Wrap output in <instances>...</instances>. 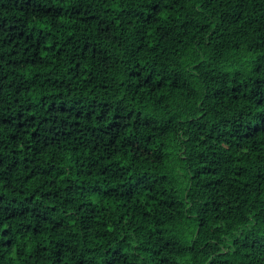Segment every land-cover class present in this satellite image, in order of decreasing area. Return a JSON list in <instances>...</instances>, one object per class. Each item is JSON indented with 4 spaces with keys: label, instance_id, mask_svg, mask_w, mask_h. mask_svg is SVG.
<instances>
[{
    "label": "trees",
    "instance_id": "16d2710c",
    "mask_svg": "<svg viewBox=\"0 0 264 264\" xmlns=\"http://www.w3.org/2000/svg\"><path fill=\"white\" fill-rule=\"evenodd\" d=\"M0 264H264V0H0Z\"/></svg>",
    "mask_w": 264,
    "mask_h": 264
},
{
    "label": "bare ground",
    "instance_id": "6f19581e",
    "mask_svg": "<svg viewBox=\"0 0 264 264\" xmlns=\"http://www.w3.org/2000/svg\"><path fill=\"white\" fill-rule=\"evenodd\" d=\"M46 213H47V212H46ZM147 213H151V212H148V211H147ZM67 249H68V248H67ZM115 253H116V252H115Z\"/></svg>",
    "mask_w": 264,
    "mask_h": 264
}]
</instances>
